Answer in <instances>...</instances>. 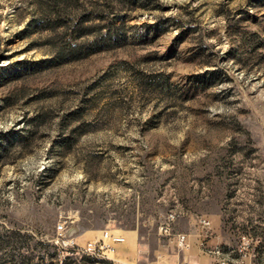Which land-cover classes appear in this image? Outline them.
Masks as SVG:
<instances>
[{"label": "rangeland", "instance_id": "1", "mask_svg": "<svg viewBox=\"0 0 264 264\" xmlns=\"http://www.w3.org/2000/svg\"><path fill=\"white\" fill-rule=\"evenodd\" d=\"M121 12L117 45L59 62L35 9L0 0V264H215L200 215L230 264H264V0ZM171 211L190 251L159 229Z\"/></svg>", "mask_w": 264, "mask_h": 264}, {"label": "trees", "instance_id": "2", "mask_svg": "<svg viewBox=\"0 0 264 264\" xmlns=\"http://www.w3.org/2000/svg\"><path fill=\"white\" fill-rule=\"evenodd\" d=\"M136 1L26 0V3L35 9L36 21L42 32L41 43L47 52L55 61L68 62L117 45L126 25L121 9L134 5ZM4 245H12V242L6 240ZM40 245L43 248L51 246L45 241ZM67 259L68 256L61 258L60 264H70ZM19 264H31V259L23 257ZM37 264L56 263L41 256Z\"/></svg>", "mask_w": 264, "mask_h": 264}, {"label": "built area", "instance_id": "3", "mask_svg": "<svg viewBox=\"0 0 264 264\" xmlns=\"http://www.w3.org/2000/svg\"><path fill=\"white\" fill-rule=\"evenodd\" d=\"M180 216L179 212L171 211L167 214L164 221L160 223L159 229L163 231L165 235H172L173 240L176 244V247L179 251L185 252L188 251L191 247V243L188 238V234L184 232H176L175 234L171 233L170 225ZM197 224L198 228L200 230L199 236H200V242L199 247L200 250L211 256L214 259L215 264H230V262L233 260V256L231 252L233 249H227L225 250L220 244H210V236L212 235V226H211V220L204 215H200L197 217ZM56 231L61 235H67L71 234L70 229L68 230L63 223H58L56 225ZM102 235L104 238H110L112 241H120L121 236L118 235L116 232L103 230ZM241 243L240 245L234 249V251L237 252L240 260H243V258L247 256L254 255V252L251 253L252 246L250 244L251 241L254 239L248 235V234H242L240 236ZM108 244H98V249L106 248ZM94 249V248H93ZM183 264H188L185 260L182 262Z\"/></svg>", "mask_w": 264, "mask_h": 264}, {"label": "crops", "instance_id": "4", "mask_svg": "<svg viewBox=\"0 0 264 264\" xmlns=\"http://www.w3.org/2000/svg\"><path fill=\"white\" fill-rule=\"evenodd\" d=\"M213 230H212V235L210 236V240H209V243H211V241L213 240L214 242L212 244H219L218 240H220V232L217 230H215V236L213 235ZM126 238V236H125ZM130 247H132L133 249L135 248V242L134 241H131L129 242L128 244ZM192 249V247H190V249L188 251H190ZM187 252V251H185ZM202 252V251H201ZM203 253V252H202ZM205 254V253H203ZM186 258V256H184ZM247 258V257H246ZM250 258V257H249ZM195 264H199V263H195Z\"/></svg>", "mask_w": 264, "mask_h": 264}, {"label": "bare ground", "instance_id": "5", "mask_svg": "<svg viewBox=\"0 0 264 264\" xmlns=\"http://www.w3.org/2000/svg\"><path fill=\"white\" fill-rule=\"evenodd\" d=\"M121 237H122V238H121V240H120V241H123L125 237H124V236H121Z\"/></svg>", "mask_w": 264, "mask_h": 264}, {"label": "water", "instance_id": "6", "mask_svg": "<svg viewBox=\"0 0 264 264\" xmlns=\"http://www.w3.org/2000/svg\"><path fill=\"white\" fill-rule=\"evenodd\" d=\"M73 232V230H70V233H72Z\"/></svg>", "mask_w": 264, "mask_h": 264}]
</instances>
